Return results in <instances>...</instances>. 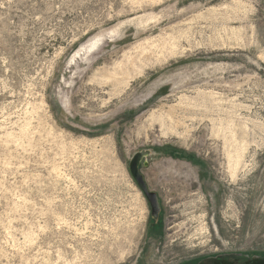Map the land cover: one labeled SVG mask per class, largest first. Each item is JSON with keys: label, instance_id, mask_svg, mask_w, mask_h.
Returning a JSON list of instances; mask_svg holds the SVG:
<instances>
[{"label": "rangeland", "instance_id": "1", "mask_svg": "<svg viewBox=\"0 0 264 264\" xmlns=\"http://www.w3.org/2000/svg\"><path fill=\"white\" fill-rule=\"evenodd\" d=\"M259 263L264 0H0V264Z\"/></svg>", "mask_w": 264, "mask_h": 264}, {"label": "water", "instance_id": "2", "mask_svg": "<svg viewBox=\"0 0 264 264\" xmlns=\"http://www.w3.org/2000/svg\"><path fill=\"white\" fill-rule=\"evenodd\" d=\"M142 159V153L136 152L129 161V173L134 180L137 187L141 190L145 198L147 199L153 216H157L159 212V205L157 195L155 192L150 191L146 185V182L138 169V164ZM255 263L260 261H254ZM261 264V263H259Z\"/></svg>", "mask_w": 264, "mask_h": 264}, {"label": "bare ground", "instance_id": "3", "mask_svg": "<svg viewBox=\"0 0 264 264\" xmlns=\"http://www.w3.org/2000/svg\"><path fill=\"white\" fill-rule=\"evenodd\" d=\"M236 35V34H235ZM103 39H104V37H98L93 43H91L90 45H89V48H92V49H96V46H98V45H100V43L103 41ZM142 46V45H141ZM142 48H143V46H142ZM138 50V49H137ZM140 51V50H139ZM142 51H143V49H142ZM141 51V52H142ZM175 51V50H174ZM170 52V51H169ZM142 55H144V54H142ZM141 55V56H142ZM147 55V54H146ZM177 55V54H176ZM152 56V55H151ZM147 57V56H146ZM135 58V57H134ZM138 58V57H137ZM136 58V59H137ZM155 58V57H154ZM140 59V58H139ZM149 59V58H148ZM147 59V60H148ZM135 60V59H134ZM142 60V59H141ZM146 60V59H145ZM150 60V59H149ZM137 61V60H136ZM139 61V60H138ZM153 61H156L155 59L153 60ZM157 61H160V60H157ZM144 62V61H143ZM145 62H147V61H145ZM135 63V62H134ZM134 63H133V65H134ZM137 63V62H136ZM135 63V64H136ZM153 63V62H152ZM157 63H159V62H157ZM126 64H128V63H126ZM118 65V64H117ZM140 66V65H139ZM150 66V65H149ZM135 68V67H134ZM145 68V67H144ZM135 70H136V68H135ZM138 70V69H137ZM143 70V69H142ZM140 71V70H139ZM125 72H126V70H125ZM137 72V71H136ZM142 72V71H141ZM126 74V73H125ZM127 74H129V73H127ZM136 75H139V74H136ZM212 93V92H211ZM213 95H215V94H213ZM245 150V149H244ZM237 151H239V150H237ZM229 152V151H228ZM236 153V151L234 152V154ZM239 153V152H238ZM229 154V153H228ZM233 155V154H232ZM237 156V155H236ZM229 157V156H228ZM232 158V157H231ZM239 159H237V160H241L240 159V157H238ZM234 160V159H233ZM238 161V162H239ZM229 162V161H228ZM233 163V162H232ZM237 163V162H236ZM241 163V162H240ZM235 164V163H234ZM238 164V163H237ZM243 164V162L241 163V165ZM231 165V164H230ZM239 166V165H238ZM244 166V165H243ZM232 167H233V165H232ZM239 168V167H238ZM241 168V167H240ZM238 170V169H237ZM233 171V170H232ZM233 173V172H232ZM235 174V173H234ZM237 174V173H236ZM232 176V175H231ZM233 177V176H232Z\"/></svg>", "mask_w": 264, "mask_h": 264}, {"label": "flooded vegetation", "instance_id": "4", "mask_svg": "<svg viewBox=\"0 0 264 264\" xmlns=\"http://www.w3.org/2000/svg\"><path fill=\"white\" fill-rule=\"evenodd\" d=\"M161 212V209H159V212H158V214Z\"/></svg>", "mask_w": 264, "mask_h": 264}]
</instances>
